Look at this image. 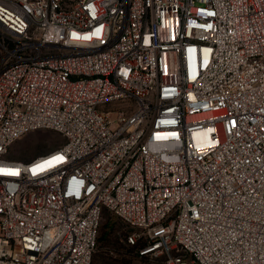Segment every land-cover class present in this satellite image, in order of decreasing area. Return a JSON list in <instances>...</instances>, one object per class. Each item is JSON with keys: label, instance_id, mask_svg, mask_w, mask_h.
Here are the masks:
<instances>
[{"label": "built area", "instance_id": "1", "mask_svg": "<svg viewBox=\"0 0 264 264\" xmlns=\"http://www.w3.org/2000/svg\"><path fill=\"white\" fill-rule=\"evenodd\" d=\"M104 209L167 264H264V0H0V264H92Z\"/></svg>", "mask_w": 264, "mask_h": 264}, {"label": "rangeland", "instance_id": "2", "mask_svg": "<svg viewBox=\"0 0 264 264\" xmlns=\"http://www.w3.org/2000/svg\"><path fill=\"white\" fill-rule=\"evenodd\" d=\"M64 138L62 134L52 129H37L27 132L13 144L11 155L19 158L30 156L57 147ZM133 228L127 226L120 218L115 217L109 210H104L101 217L99 234L108 232L107 238H99L93 254V264H101L113 259L114 264H167L163 255L145 253L143 256L135 250H129L130 245L126 235ZM125 260H129V263Z\"/></svg>", "mask_w": 264, "mask_h": 264}, {"label": "trees", "instance_id": "3", "mask_svg": "<svg viewBox=\"0 0 264 264\" xmlns=\"http://www.w3.org/2000/svg\"><path fill=\"white\" fill-rule=\"evenodd\" d=\"M105 210V209H104ZM103 210V211H104ZM106 210H108V209H106ZM114 215V214H113ZM115 216V215H114ZM115 217H117V216H115ZM117 218H119V217H117ZM121 219V218H120ZM122 220V219H121ZM123 221V220H122ZM124 222V221H123ZM125 223V222H124ZM126 224V223H125ZM127 225V224H126ZM128 226V225H127ZM100 227H101V222H100V225H99V231H100ZM99 231H98V235H97V242H98V239L101 237V238H107V234H108V232H103L101 235L99 234ZM130 232V231H129ZM128 232V233H129ZM126 239H127V235H126ZM128 241V240H127ZM128 244L130 245V249L129 250H135L136 252H137V254L139 253V248L144 244V242L143 241H141V240H139V241H135V242H133V243H130L129 241H128ZM95 252V251H94ZM94 254V253H93ZM140 254V256H143L144 254H141V253H139ZM113 259H118V258H112V260L110 259V260H106V261H104L103 263H101V264H114V261H113ZM125 261H127L128 263H129V260H125ZM92 264H93V257H92Z\"/></svg>", "mask_w": 264, "mask_h": 264}]
</instances>
